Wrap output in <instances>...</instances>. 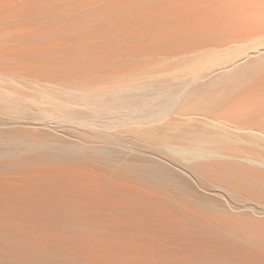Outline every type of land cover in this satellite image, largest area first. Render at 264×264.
<instances>
[{"label": "bare ground", "instance_id": "1", "mask_svg": "<svg viewBox=\"0 0 264 264\" xmlns=\"http://www.w3.org/2000/svg\"><path fill=\"white\" fill-rule=\"evenodd\" d=\"M0 264H264V0H0Z\"/></svg>", "mask_w": 264, "mask_h": 264}, {"label": "rangeland", "instance_id": "2", "mask_svg": "<svg viewBox=\"0 0 264 264\" xmlns=\"http://www.w3.org/2000/svg\"><path fill=\"white\" fill-rule=\"evenodd\" d=\"M169 81H170V80H169ZM171 81H172V82H180L181 80L175 78V79H172ZM201 81H202V79L194 80V79L192 78L191 80L188 81V85L192 86V85L197 84V83H199V82H201ZM40 113H41V111H36V114L39 115Z\"/></svg>", "mask_w": 264, "mask_h": 264}]
</instances>
